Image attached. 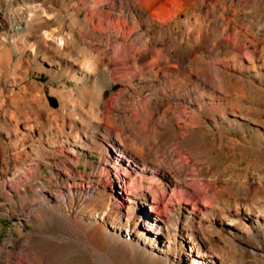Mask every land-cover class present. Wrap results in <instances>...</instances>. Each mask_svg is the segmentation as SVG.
Masks as SVG:
<instances>
[{
	"label": "bare ground",
	"instance_id": "obj_1",
	"mask_svg": "<svg viewBox=\"0 0 264 264\" xmlns=\"http://www.w3.org/2000/svg\"><path fill=\"white\" fill-rule=\"evenodd\" d=\"M251 125L264 0H0V197L39 221L0 264H264V167L213 160Z\"/></svg>",
	"mask_w": 264,
	"mask_h": 264
},
{
	"label": "rangeland",
	"instance_id": "obj_2",
	"mask_svg": "<svg viewBox=\"0 0 264 264\" xmlns=\"http://www.w3.org/2000/svg\"><path fill=\"white\" fill-rule=\"evenodd\" d=\"M182 19L184 20L185 17L183 16ZM189 19H191V20H189ZM189 19H188L189 21L188 20L183 21V22H186L185 23L186 25L184 24L185 26H183V28L192 30V29H194V27L196 25L194 23L193 17H190ZM46 78L48 79V77L46 75H44L43 76V79H44L43 82H45L47 80ZM50 102L53 103V98H51ZM253 118H254V120H257V118H259L258 114L256 116H253ZM253 127H254V125H251V128H248V130H244V131L251 132V135L248 134V132H246L247 136L249 137V138L247 137V140H250L252 143L254 142V144H257V146H256L257 148H256L255 152H251V153L248 152V153L243 155V152L241 153V149H239V148H237V150L236 149L235 150H229V149L225 148L222 150V152L214 155L213 160L216 162H222V163L228 164L231 167L232 171L234 173H237V174L240 172H243L242 170H245V168L249 164V161H252V160H255L258 165L264 167V139H262V138L260 139L259 136H257V134L252 132ZM237 131L242 132L243 130L241 128H237L235 130V134H239V132H237ZM81 153H82L83 157L86 158V160L90 161L91 163H96V161H94L96 159V156H97L96 153H92L91 151H82ZM90 156L95 157V159H91ZM43 169H44L45 173H47V174L50 173V170H48V169L45 170V168H43ZM80 170L83 172V174H82L83 177L81 179L85 180L84 181L85 183H87V181H88L87 175L90 179L92 178V180H95L97 178L96 174H94L96 172L95 167L87 168L83 164L81 166V169L73 171V174H75L73 177V180L76 182H82V180H79V181L77 180L78 176L76 177V171H80ZM91 172L93 174H91ZM221 173H222V171L218 172V175H221ZM93 175H95V176H93ZM103 178H105V179L107 178L105 173H103ZM61 179H62V182L66 185L70 184L71 182L73 183V181H71L72 179L67 180L64 177H61ZM52 180L54 181V179H51L52 184L50 186H52V190L54 192L55 190L58 189V187L57 188L54 187L55 183ZM88 182L90 183V181H88ZM85 183L83 185H85ZM22 199H23V197L21 198V200H19L22 202H19L15 199H13L12 202H8L3 197H0V244H8V243H10V241H13V240L16 241L17 239H19V237L21 238L24 234L30 233L31 230L32 231L38 230L36 228V225L39 222L38 218L36 217V215H33L31 213L28 214V210L33 206V204L35 202V198L33 196H29V198H26L24 200H22ZM79 201H83V196L80 197ZM17 202H19V203H17ZM89 204H93V202H89ZM10 206L12 208V211H10ZM18 210H20V213L24 219L20 218V216L18 215ZM27 217H29V218L27 219ZM52 223H54L56 225L54 226V224H52ZM61 225H62V223H60V222H56V221L52 222V220H48L43 224V226H44L43 230L47 233H54V234L55 233H62V232H64L65 229H64V226H61ZM50 229H52V230H50ZM89 236H90V234H89ZM37 237L41 238L42 236L38 235ZM118 262H119V264H154V263H151V261L140 252H135L133 254H130L128 252H124V254L119 255ZM86 264H90V262L88 261V263H86Z\"/></svg>",
	"mask_w": 264,
	"mask_h": 264
}]
</instances>
